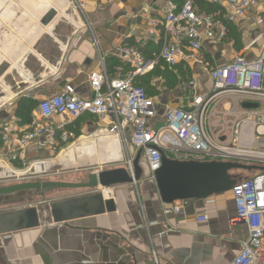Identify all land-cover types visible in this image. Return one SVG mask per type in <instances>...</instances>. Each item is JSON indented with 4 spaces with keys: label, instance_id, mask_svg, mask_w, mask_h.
Returning a JSON list of instances; mask_svg holds the SVG:
<instances>
[{
    "label": "crops",
    "instance_id": "0c3cea01",
    "mask_svg": "<svg viewBox=\"0 0 264 264\" xmlns=\"http://www.w3.org/2000/svg\"><path fill=\"white\" fill-rule=\"evenodd\" d=\"M16 1L19 8H24L21 16L15 15L13 0H0L2 128L24 127L37 115L39 102L63 93L66 87L77 96L92 97L88 78L99 69V51L105 63L111 62L116 47L126 40L144 37L147 30L142 10L149 0ZM157 8L152 3L150 15L156 16ZM49 9H54L55 15L44 24L42 19ZM262 29L249 18L239 19L228 26V34L238 37L239 48L233 47V40H227L228 35L223 42L204 39L201 61L206 66L209 61L218 66L236 54L254 59L260 50ZM201 61L180 62L173 72L193 69ZM122 68L116 67L112 73H121ZM192 77L197 86L194 96L211 88L208 72L197 69ZM192 99L183 107H189ZM18 104L32 108L28 122L22 123L17 116ZM179 106L177 99L157 101L156 116L150 125L161 127L165 115L161 114L162 108L166 111ZM65 120L72 133L67 149L75 147L69 156L71 164H84L85 159L111 163L120 158L118 138L108 135L95 117L84 114ZM206 124L208 132L212 131L211 119ZM225 134L218 133V139L223 140ZM128 146L129 153H134ZM61 147L40 148L34 141L28 156L52 153ZM88 149L101 154H89L91 157L85 159L80 155L78 160L72 157L74 151L84 153ZM59 156L63 157V152ZM59 156L42 165L50 169ZM143 170L136 185H117L109 193L104 192L115 202L113 212L0 235V264H228L240 252L247 229L244 223L229 225L234 215L230 191L190 201L184 205L182 215H166L145 166ZM203 214L207 220L198 221Z\"/></svg>",
    "mask_w": 264,
    "mask_h": 264
},
{
    "label": "built area",
    "instance_id": "2783aa9c",
    "mask_svg": "<svg viewBox=\"0 0 264 264\" xmlns=\"http://www.w3.org/2000/svg\"><path fill=\"white\" fill-rule=\"evenodd\" d=\"M149 1L142 10L147 22L145 36L135 37L134 45L123 43L114 51L127 69L109 75L96 46L99 69L88 78L94 95L80 97L66 87L63 93L39 102L37 115L24 127H0L2 161L11 167L25 166V157L34 141L40 148L66 145L72 133L66 128L65 118L75 120L89 114L105 126L108 135L120 138L127 158L124 167L131 175L132 160L140 148L150 179L161 166V151L177 160L264 165V0H201L217 7L209 13L199 12L195 0H183L179 5L172 0ZM152 3L158 6L156 16L149 13ZM243 18L263 28L258 55L249 60L236 54L225 64L210 68L208 76L212 85L208 91L197 93L189 107L167 109L164 124L158 128L151 126L156 102L136 79L160 63L171 68L180 62L201 61L203 40L225 41L228 26ZM147 44L156 49L145 54L137 48ZM161 82L160 77L151 80L152 85ZM189 87L194 91L197 86L191 81ZM223 94L236 97L230 111L242 115L233 124L232 132L221 140L211 136L206 123L209 105ZM246 102L258 106L244 108L242 104ZM128 140L134 153L127 149ZM5 176L16 178L17 172L10 169ZM230 192L234 215L229 218V225L244 223L247 236L240 252L228 264H264V172L237 180ZM162 209L166 215H182L184 203L174 202L163 205ZM197 220L205 221L207 215H199Z\"/></svg>",
    "mask_w": 264,
    "mask_h": 264
},
{
    "label": "water",
    "instance_id": "95a60500",
    "mask_svg": "<svg viewBox=\"0 0 264 264\" xmlns=\"http://www.w3.org/2000/svg\"><path fill=\"white\" fill-rule=\"evenodd\" d=\"M55 15L49 9L42 23ZM244 108H256L257 103H243ZM142 148L138 149L132 160L133 175L125 167H117L88 174L85 182L34 181L10 186H0V197L21 191H33L43 196L52 189H85L90 192L49 204L50 220L58 224L67 220L113 212L115 202L105 197L102 190H110L117 185H136L142 177L143 169L139 164ZM236 170L264 172V165L245 164L238 161L221 160H177L168 157L161 151V166L154 172L159 200L163 205L201 200L213 194L231 190L234 183L241 179ZM30 173H35L31 169ZM148 175V174H147ZM41 225L40 210L36 206L0 212V235L39 228Z\"/></svg>",
    "mask_w": 264,
    "mask_h": 264
},
{
    "label": "rangeland",
    "instance_id": "374dc122",
    "mask_svg": "<svg viewBox=\"0 0 264 264\" xmlns=\"http://www.w3.org/2000/svg\"><path fill=\"white\" fill-rule=\"evenodd\" d=\"M69 1L75 2L73 0ZM13 2L15 4V6L13 7L15 15L21 16L24 8H19L16 0H13ZM227 40L229 41L230 39L228 38ZM238 44L239 40L236 39L233 44V47L235 49L239 48ZM229 57L230 58L227 61H230L234 56L232 55ZM201 58L203 61V55H201ZM227 61H225V63ZM196 64L198 65H196L198 68H195L196 66L193 67V69L187 68L186 71H183L181 73H174V77H168L166 75L164 76V71L162 70L153 73L149 78H147V82L143 83V87L146 90L148 97L152 98L156 103L157 101H161L163 99H166L167 102H171L177 99L181 102L182 107L188 104L187 102L192 99V97L194 96L193 94L195 92L189 87V82H191V80L193 79V73H195L197 69L202 70L204 72H208L210 68L216 67L214 65L215 63H212L210 61L208 62L207 66L203 62L201 64ZM172 70H175V67L172 68ZM157 77L162 78L163 82L159 83V85H152L151 80ZM235 101L236 97H230L226 94H223L219 96L215 102L209 105L207 112V121L211 119L212 131L209 132L211 136L213 135L215 139L218 138V133L220 132L230 134L232 132L233 124L238 120V118L241 117L242 114H234L230 111V108L234 106ZM165 112V108H162L161 114H165ZM242 113L245 114L246 112L243 111ZM80 122L81 120L78 121V123L76 124L77 128H79ZM216 127L217 129H215ZM128 145H130L129 140L127 141V149H129ZM65 146L66 145L61 147V150H57L52 153L42 152L36 157L26 156L25 166L11 167L7 164L6 161H2L0 159V186H10L18 183L34 181H62L73 183L85 182L87 181V176L90 173L126 166L127 158L125 155V150L123 149L124 147H122V145L119 154L120 158L115 159V161L111 163H98L96 161H88L87 159H85L90 158V155L93 156V154L98 156V154H101L100 152L95 153L93 151H89V149L84 153H82L81 151H74V153H72V157L76 158V160L80 158V155H82L85 159L84 164L78 163L76 165L71 164V158L69 157L71 156V150H75V147L73 146L72 149H67V146ZM61 152H63V157L59 156ZM58 156L59 161L55 166L40 172V169L45 168L42 165L43 162L53 160ZM91 160H93V158H91ZM139 164L143 169L145 166V160L143 155L140 156ZM29 168H32L35 171L39 170V172L30 174L28 173ZM10 169L16 172H20V174H23L17 175L16 178L6 177L5 173H7ZM233 173L238 174L241 179H246L249 178L250 175L257 174L258 171L248 172L243 170H236L233 171ZM88 192L90 191L85 189H52L45 192L43 196H37L34 194L33 191H21L11 195L1 196L0 212L26 208L29 206H36L40 210V227H45L46 224H50L51 222L48 207L51 202L77 197Z\"/></svg>",
    "mask_w": 264,
    "mask_h": 264
},
{
    "label": "trees",
    "instance_id": "16d2710c",
    "mask_svg": "<svg viewBox=\"0 0 264 264\" xmlns=\"http://www.w3.org/2000/svg\"><path fill=\"white\" fill-rule=\"evenodd\" d=\"M172 1H174L175 3H177L179 5L183 0H172ZM196 5H197V8H198L197 10L199 12L209 13V12H213V11H215L217 9V7L215 5L210 4L208 2H205V1H201V0L197 1ZM227 35H228L230 40H233L232 41L233 44H234L235 40L238 39V37L236 35H234L232 32L227 34ZM124 44L134 45L133 39L126 40V42H124ZM137 48L139 50H142L145 54H148L150 51L156 49V47L154 45H152V44H147L145 47H141L140 45H137ZM105 66H106L107 73L109 75H111V76L115 75L112 72L114 71V69L116 67H123L122 68L123 71H125L127 69L126 65H124V63H122L115 56L112 57L111 62L105 63ZM159 70L164 71V76L166 75L168 77H172V76L174 77V72L172 70V67L169 68L168 65H166L164 63H160L153 71L138 77L136 79V82L139 85L143 86L144 85L143 83L147 82V78H149L153 73H156ZM31 111H32V108L30 106L25 105V104H18L16 114L21 119V122L24 123V122H28L30 120ZM165 154L168 157H171L170 154H168V153H165Z\"/></svg>",
    "mask_w": 264,
    "mask_h": 264
},
{
    "label": "bare ground",
    "instance_id": "6f19581e",
    "mask_svg": "<svg viewBox=\"0 0 264 264\" xmlns=\"http://www.w3.org/2000/svg\"><path fill=\"white\" fill-rule=\"evenodd\" d=\"M117 138H118V137H117ZM118 141H119V143H120V145H121L120 138H118ZM74 164H75V162H74ZM31 169H32V168H29L28 171H30ZM47 169H48V168H46V169H45V168H44V169H40V172L45 171V170H47ZM33 170H34V169H33ZM37 172H39V170H36V171H35V173H37ZM22 174H23V173L20 174V172H17V175H22ZM102 191H103V192H107V193H109L110 190H102Z\"/></svg>",
    "mask_w": 264,
    "mask_h": 264
}]
</instances>
